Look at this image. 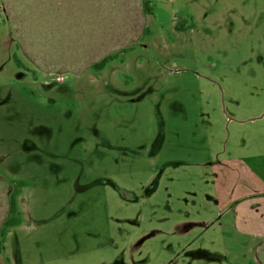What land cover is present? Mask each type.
I'll use <instances>...</instances> for the list:
<instances>
[{
    "label": "rangeland",
    "instance_id": "374dc122",
    "mask_svg": "<svg viewBox=\"0 0 264 264\" xmlns=\"http://www.w3.org/2000/svg\"><path fill=\"white\" fill-rule=\"evenodd\" d=\"M29 1L0 0V264H264V0H75L50 42ZM46 41L128 50L57 73Z\"/></svg>",
    "mask_w": 264,
    "mask_h": 264
},
{
    "label": "trees",
    "instance_id": "16d2710c",
    "mask_svg": "<svg viewBox=\"0 0 264 264\" xmlns=\"http://www.w3.org/2000/svg\"><path fill=\"white\" fill-rule=\"evenodd\" d=\"M44 1L45 0H30L28 2V4H30V8L32 9L35 5L38 6L39 8L42 9V7H46L49 8L50 4L53 6V12L49 11L44 13L43 15H37V18H33L32 16V12H29L28 16L29 18H31L32 20L34 19L35 22H33V25H31L33 30L38 29V31L43 32L46 31L48 33L46 40L49 39V42L51 40V36L54 35V37L57 38H73L80 40L81 39V34L78 32L77 34H75V32H72L76 29V25L75 23H82L84 21V19H86V10L83 9V13L81 14V11L78 10V13L74 14L73 16H69V9L70 8H76V3L77 1L75 0H47L46 5L44 6ZM144 1V0H143ZM42 3V4H40ZM143 3H146V7H149V3L148 1H144ZM84 6V4H83ZM81 9V7H80ZM151 12L153 14V9H151ZM60 13L62 14V16H60ZM83 18V21L79 22L80 19ZM84 26L87 25V23L84 21ZM81 25V24H80ZM17 26V25H16ZM51 30H53V33L50 35ZM69 31V32H67ZM144 34V33H143ZM86 39V37H85ZM80 44V43H78ZM45 46V50H47V53H50V55L52 56L53 59H49L47 60L46 58H44L45 63L44 66H48L51 69L56 70L55 68L58 67H62V68H66V69H58L56 70L57 73H63V72H67V71H74L73 67H75V69L77 70H81L83 68L86 67H91L94 70H102L108 63H110L112 60H114L120 53H123L124 51L128 50V47H123L120 49H115V50H111V52H108L107 54H105L104 56L98 58L97 60L94 61H90L88 62L87 60H85L86 57H84L85 55V51H77L79 50L78 47H76L77 50L73 51V54H78L81 55L78 58H82L80 60H78L77 62H70L71 64L73 63V65H68V64H62L61 60L59 58H57L55 55H60V54H64L62 53V51L65 50H69V49H61L60 44H48V41H46V44H44ZM39 47V46H38ZM51 48V49H50ZM39 50H34L32 49V56H34L35 59H37V61L31 60L29 57V59L35 64H37V62L39 63ZM70 52V50H69ZM89 53V51L87 52ZM87 59V58H86ZM47 60V62H46ZM37 66H39L37 64ZM71 66V67H70ZM41 68H43L41 66ZM60 71V72H59ZM3 232L0 231V235ZM0 255H1V251H0ZM1 256H0V263H1Z\"/></svg>",
    "mask_w": 264,
    "mask_h": 264
}]
</instances>
